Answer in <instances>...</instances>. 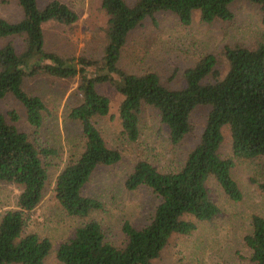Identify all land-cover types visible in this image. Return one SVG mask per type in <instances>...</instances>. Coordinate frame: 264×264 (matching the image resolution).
I'll use <instances>...</instances> for the list:
<instances>
[{
  "label": "trees",
  "instance_id": "1",
  "mask_svg": "<svg viewBox=\"0 0 264 264\" xmlns=\"http://www.w3.org/2000/svg\"><path fill=\"white\" fill-rule=\"evenodd\" d=\"M14 1L21 19L15 23L0 19V39L6 41L0 47V101L13 97L25 110L30 127L38 130L45 105L24 91V80L42 73L59 79L79 78L81 102L70 118L81 126L83 151L58 174L54 186L55 199L66 215L86 218L102 210L101 202L87 197L84 188L98 167L112 166L121 159L120 152L107 147L92 123L109 113V100L97 92L98 86L108 84L122 97L118 120L123 138L130 143L139 137L144 107L155 110L172 145L193 131L192 113L199 107L209 108L199 141L179 168L161 173L149 162L139 161L128 175L124 184L128 191L146 187L157 200L149 223L135 229L125 222L121 227L124 243L116 247L106 241L99 223L86 222L58 246L55 259L59 264H153L173 236H189L197 223L210 222L219 214L207 187L211 178L230 201H241L242 193L231 174L234 160L264 156V43L251 50L240 45L225 48L228 70L222 78L217 77L216 56L200 57L185 70V86L180 90L165 88L155 73L129 74L117 65L127 37L146 19L169 13L182 26H189L198 13L203 23L231 22L230 5L235 0H136L133 5L125 0H101L107 43L100 73L91 72L95 65L87 59H65L45 50L44 24L70 26L78 20L67 5L53 0L40 8L37 0ZM243 1L259 8L264 22V0ZM210 77H214L212 82L207 81ZM7 116L9 122L0 113V184L15 185L20 192L15 209L0 218V264H44L52 244L27 233L26 227L30 213L43 198L48 180L45 160L53 151L18 131L15 112ZM226 127L232 158L219 154ZM259 190L264 197V183ZM250 225L251 232L243 238L250 262L264 264V217L253 215Z\"/></svg>",
  "mask_w": 264,
  "mask_h": 264
},
{
  "label": "rangeland",
  "instance_id": "2",
  "mask_svg": "<svg viewBox=\"0 0 264 264\" xmlns=\"http://www.w3.org/2000/svg\"><path fill=\"white\" fill-rule=\"evenodd\" d=\"M51 1L37 0L40 8ZM57 1L74 11L78 20L70 26L55 22L44 24L45 50L65 59H87L95 65L91 67L92 73L103 72L107 17L101 0ZM135 1L125 0L128 5ZM230 11L233 14L231 22L207 24L194 13L189 26H182L169 13L156 14L129 34L117 65L129 74L155 73L165 88L180 90L185 86V70L200 57L212 54L218 60L217 77L222 78L228 70L223 56L225 48L240 45L251 50L259 42L264 43V22L257 6L235 0ZM0 19L10 23L21 19V11L14 0H0ZM5 43L0 39V47ZM213 80L214 77L207 79ZM78 86V77L59 79L43 73L24 80V91L40 98L45 105L38 130L30 127L25 110L13 97L7 96L0 101V113L8 122V112H15L18 121L14 126L18 131L27 134L40 147L53 151L45 160L48 180L43 198L30 213L26 227L27 233L47 238L52 244V252L44 264H59L55 259L58 246L86 222L99 223L106 241L116 247L124 243L121 227L125 222L135 229L147 225L157 200L146 187L128 191L124 185L128 175L139 161L149 162L161 173L179 168L198 143L209 112L208 107L197 108L191 115L193 131L180 144L172 145L155 110L144 107L139 137L130 143L123 138L118 120L122 97L108 84L98 86L97 92L109 100V113L106 117L94 118L92 123L107 147L120 152L121 159L112 166L98 167L84 188L87 197L101 202L102 210L86 218L70 217L56 201L54 186L58 174L83 151L81 126L70 118L71 111L81 102ZM222 133L219 154L222 158H232L229 128H224ZM234 163L231 174L242 193L241 201H230L216 181L209 179V195L219 208V214L210 222L197 223L196 231L189 236H173L153 264H252L243 238L251 232V217H264V197L259 190V185L264 183V156L252 160L235 159ZM19 192L20 188L15 185L0 184V218L6 211L15 209Z\"/></svg>",
  "mask_w": 264,
  "mask_h": 264
}]
</instances>
